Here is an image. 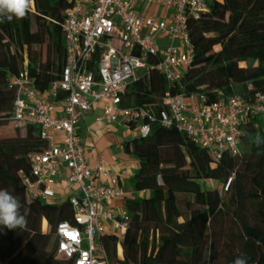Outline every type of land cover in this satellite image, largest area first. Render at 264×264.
I'll return each mask as SVG.
<instances>
[{
    "label": "trees",
    "instance_id": "16d2710c",
    "mask_svg": "<svg viewBox=\"0 0 264 264\" xmlns=\"http://www.w3.org/2000/svg\"><path fill=\"white\" fill-rule=\"evenodd\" d=\"M70 6V0H33L24 18L0 23V118L12 121L11 76L25 70L40 93L59 79L66 57L61 24ZM208 7L187 22L193 57L180 86L149 72L131 86L125 105L158 117L166 92L199 93L210 101L220 91L246 99L264 94V0H211ZM24 128V137L0 141V189L19 198L22 212L28 209L24 230L0 226V264H69L56 254L55 229L73 224V212L67 200L56 204L28 197V154L44 144L35 128ZM241 148L214 161L158 120L147 138L125 140L124 153L138 164L132 186L145 194L126 200L130 220L122 240L99 239L106 264H233L240 253L248 264H264V123L259 118L244 126ZM214 172L229 178L225 191L200 185ZM249 209L254 223L247 219ZM46 223L47 234L41 231Z\"/></svg>",
    "mask_w": 264,
    "mask_h": 264
},
{
    "label": "built area",
    "instance_id": "2783aa9c",
    "mask_svg": "<svg viewBox=\"0 0 264 264\" xmlns=\"http://www.w3.org/2000/svg\"><path fill=\"white\" fill-rule=\"evenodd\" d=\"M210 1L70 0L61 24L66 57L59 79L40 93L25 70L9 78L10 119L35 128L44 144L28 154V197L53 203L66 172L73 224L57 225L55 250L69 264H106L99 239L115 235L122 240L130 220L125 208L111 206L124 197L118 177L103 159L91 166L86 158L80 122L88 112L97 111L95 120L108 133L123 125L142 139L157 120L174 126L214 161L240 153L242 131L251 117L264 123L262 93L246 99L220 91L210 101L199 93L166 92L158 117L125 105L131 86L149 72L180 86L193 57L187 22L207 13ZM138 5L163 8L167 15L144 14ZM252 89L248 84L247 90Z\"/></svg>",
    "mask_w": 264,
    "mask_h": 264
},
{
    "label": "crops",
    "instance_id": "0c3cea01",
    "mask_svg": "<svg viewBox=\"0 0 264 264\" xmlns=\"http://www.w3.org/2000/svg\"><path fill=\"white\" fill-rule=\"evenodd\" d=\"M137 11L153 16L167 15V11L163 8L150 5H138ZM96 116L97 111L93 110L88 112L80 122V135L85 155L91 166L95 165L99 159H103L112 173L118 177L123 187L124 197L114 200L111 206L122 209L126 200L136 199L140 194H145L144 191H137L133 188L131 179L138 169V164L133 156L124 153L122 149L123 142L134 137L135 134L132 137L129 136L127 128L123 125H114L112 132L108 133L100 123L96 122ZM65 175L66 172H63L57 189V197L66 200L72 191L64 179Z\"/></svg>",
    "mask_w": 264,
    "mask_h": 264
},
{
    "label": "clouds",
    "instance_id": "9594fccd",
    "mask_svg": "<svg viewBox=\"0 0 264 264\" xmlns=\"http://www.w3.org/2000/svg\"><path fill=\"white\" fill-rule=\"evenodd\" d=\"M33 0H0V23L13 18L21 19L30 10ZM259 145L260 141L257 140ZM22 204L18 197L7 190L0 189V226L9 230H24L27 225L28 209L21 211ZM233 264H248L247 257L240 253L233 260Z\"/></svg>",
    "mask_w": 264,
    "mask_h": 264
},
{
    "label": "rangeland",
    "instance_id": "374dc122",
    "mask_svg": "<svg viewBox=\"0 0 264 264\" xmlns=\"http://www.w3.org/2000/svg\"><path fill=\"white\" fill-rule=\"evenodd\" d=\"M146 8H148V6H146ZM217 49H218V47L215 48V50H217ZM240 66L245 67L246 65L240 64ZM126 128H127L126 130L129 132V136L132 137V135L134 134L133 130L129 129L128 127H126ZM16 129H18L19 131ZM24 136H25V128L24 127L19 126L15 122L6 120L5 118H0V141H14V140H17L18 137H24ZM242 150L243 149L241 148V151ZM231 178H233V176ZM228 182H229V178H227L223 174H220L217 172H214L212 177L202 178L199 180V183L203 188H206V189L216 188L219 191H223V190L225 191V188H226ZM141 195L142 194H140V196ZM63 201H65L64 198H58L57 197L52 202L56 203V204H60ZM44 202H47V201H44ZM179 206L181 209H184V204H182L181 202L179 203ZM246 216H247V219L250 223L255 222V219H254L255 217H254L252 210L249 209ZM41 231L43 233H46V234L50 232V227L47 225V223H46V226L41 224Z\"/></svg>",
    "mask_w": 264,
    "mask_h": 264
}]
</instances>
